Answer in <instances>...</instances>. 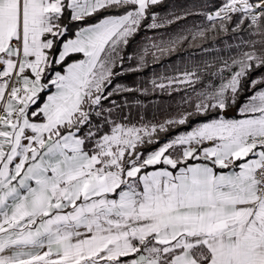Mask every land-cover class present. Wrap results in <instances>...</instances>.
<instances>
[{"label":"snow or ice","instance_id":"1","mask_svg":"<svg viewBox=\"0 0 264 264\" xmlns=\"http://www.w3.org/2000/svg\"><path fill=\"white\" fill-rule=\"evenodd\" d=\"M0 264H264V0H0Z\"/></svg>","mask_w":264,"mask_h":264},{"label":"trees","instance_id":"2","mask_svg":"<svg viewBox=\"0 0 264 264\" xmlns=\"http://www.w3.org/2000/svg\"><path fill=\"white\" fill-rule=\"evenodd\" d=\"M168 5L176 4L179 6H188L191 4H199L202 3V0H166ZM192 19H196L197 22H199L198 17H190L189 21ZM176 27V26H173ZM152 33H148V35H151ZM143 38V34H141L140 37H137L138 40ZM197 55H199V50H196ZM169 63L171 61H168ZM158 70L160 69V66L157 65ZM137 79L135 76H126L124 78L125 83L131 84L132 80ZM141 100L140 106H134L132 109V115L137 116V113L140 115H143L146 120L151 121H163L166 118H168L170 115H173L175 111L177 110V103L179 101V94H173L172 96H169L168 94L163 93H157L152 94L147 97L139 96L138 97ZM128 113V110H125V114ZM138 118V116H137ZM184 126H179L177 129L172 130L171 134H176L177 132L184 131ZM163 135V134H162ZM151 146L149 147L150 150Z\"/></svg>","mask_w":264,"mask_h":264},{"label":"crops","instance_id":"3","mask_svg":"<svg viewBox=\"0 0 264 264\" xmlns=\"http://www.w3.org/2000/svg\"><path fill=\"white\" fill-rule=\"evenodd\" d=\"M235 114H236L235 116L228 117V118H238V117H239V112H238V110H236Z\"/></svg>","mask_w":264,"mask_h":264},{"label":"water","instance_id":"4","mask_svg":"<svg viewBox=\"0 0 264 264\" xmlns=\"http://www.w3.org/2000/svg\"><path fill=\"white\" fill-rule=\"evenodd\" d=\"M235 112H236V110L230 111L229 116H234Z\"/></svg>","mask_w":264,"mask_h":264},{"label":"rangeland","instance_id":"5","mask_svg":"<svg viewBox=\"0 0 264 264\" xmlns=\"http://www.w3.org/2000/svg\"><path fill=\"white\" fill-rule=\"evenodd\" d=\"M236 114H234V116H235ZM229 117H232V116H229ZM162 122V121H161Z\"/></svg>","mask_w":264,"mask_h":264}]
</instances>
